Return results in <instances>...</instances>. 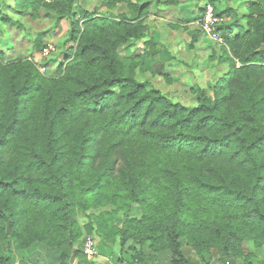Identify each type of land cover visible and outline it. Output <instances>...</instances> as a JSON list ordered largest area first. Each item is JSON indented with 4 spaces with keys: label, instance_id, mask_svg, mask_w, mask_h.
I'll return each mask as SVG.
<instances>
[{
    "label": "trees",
    "instance_id": "16d2710c",
    "mask_svg": "<svg viewBox=\"0 0 264 264\" xmlns=\"http://www.w3.org/2000/svg\"><path fill=\"white\" fill-rule=\"evenodd\" d=\"M89 1L15 0L22 10L43 7L54 24L66 18L71 51L49 77L27 58L0 53V220L12 227L0 233V264H12L16 237L27 264H70L72 254L94 264L75 247V211L90 201L110 203L109 218L121 213L107 227L122 243L132 238L144 264L143 255L153 264H208L209 248L220 245V264H255L238 243L264 246V0L237 15L247 27L234 37L220 24L233 63L219 93L198 87L193 106L137 79L146 54L118 56L121 44L145 35L140 17L159 0H98L126 1L133 19L98 15ZM132 203L139 219L126 216ZM183 244L200 260L185 256Z\"/></svg>",
    "mask_w": 264,
    "mask_h": 264
},
{
    "label": "rangeland",
    "instance_id": "374dc122",
    "mask_svg": "<svg viewBox=\"0 0 264 264\" xmlns=\"http://www.w3.org/2000/svg\"><path fill=\"white\" fill-rule=\"evenodd\" d=\"M251 1L254 0H177L175 4L159 0L151 3L148 12L140 17L146 27L145 35L121 44L118 47V56L124 58L146 54L143 74L138 72L137 79L147 81L151 87L159 89L173 102L185 106L196 105V88L204 89L210 98L215 97L219 93L215 87L229 73L233 63L224 38L222 37V43L217 42L199 27L197 22L202 13L199 8L204 9L207 4H211L215 13H220L222 32H226L232 38L240 32V27L244 30L247 27L245 19L238 18L247 14V4ZM125 3L126 1L124 5H120L121 2L111 1L110 6H104L98 0H90L87 7L98 15L115 19L123 12L133 19L135 12L132 8L123 7ZM140 3L141 1L137 2ZM16 5L15 0H0V53L8 61L20 57L27 58L43 76L58 75L66 64L64 58L66 52L71 51L66 45L69 21L61 18L54 24V19L43 7L22 10ZM182 6L188 8L181 10ZM4 14H8L7 17L16 24L8 23ZM37 40L43 44L40 51L35 49ZM74 44L72 43V46ZM49 46L53 49L44 54V50ZM222 93H228V90H223ZM206 205H209L208 201ZM112 208L110 203L96 204L90 201L85 210L76 209L75 218L79 234L75 240V247L83 252L84 240L89 237L97 253L90 259L87 257L93 262L144 264L142 256L137 254L139 246L133 243L132 238L128 236L122 243L119 234L108 229L107 221L116 223L122 217L119 213L117 217L109 218L106 214ZM199 209H202L201 206ZM141 213V206L132 203L126 211V216L139 219ZM196 216L200 221L206 219L203 214ZM193 220L195 217L192 215L184 218V221L189 223ZM198 225L197 222L196 227ZM6 226L7 222L0 220V233L11 235V225L8 234ZM238 245L253 263L262 264L264 246L257 247L251 239H242ZM19 250L18 237L13 238L9 247L12 264L18 262ZM182 250L185 256H193L194 260H200L199 255L189 245L183 244ZM209 254L208 264H220L222 246L209 248ZM143 257L149 264L154 263L149 257L144 255ZM242 257L237 261L242 262Z\"/></svg>",
    "mask_w": 264,
    "mask_h": 264
},
{
    "label": "built area",
    "instance_id": "2783aa9c",
    "mask_svg": "<svg viewBox=\"0 0 264 264\" xmlns=\"http://www.w3.org/2000/svg\"><path fill=\"white\" fill-rule=\"evenodd\" d=\"M221 22L220 16L217 15L214 11V7L211 4H207L204 7V11L200 19L198 20V25L208 36L214 39L217 42H223L221 32L219 30V24ZM53 47H50L44 50V54H47ZM83 253L89 259L96 255V250L94 249L91 239L87 237L84 240Z\"/></svg>",
    "mask_w": 264,
    "mask_h": 264
},
{
    "label": "crops",
    "instance_id": "0c3cea01",
    "mask_svg": "<svg viewBox=\"0 0 264 264\" xmlns=\"http://www.w3.org/2000/svg\"><path fill=\"white\" fill-rule=\"evenodd\" d=\"M25 252L23 251H19L18 253V262H15V264H27L25 261H24V257H25ZM262 264H264V260H262ZM70 264H77V261L76 259L74 258V261L73 263H70ZM94 264H105V263H102V262H95L94 261Z\"/></svg>",
    "mask_w": 264,
    "mask_h": 264
},
{
    "label": "water",
    "instance_id": "95a60500",
    "mask_svg": "<svg viewBox=\"0 0 264 264\" xmlns=\"http://www.w3.org/2000/svg\"><path fill=\"white\" fill-rule=\"evenodd\" d=\"M7 234L10 232V221H7V226H6ZM74 261V254L71 255L70 258V263Z\"/></svg>",
    "mask_w": 264,
    "mask_h": 264
}]
</instances>
